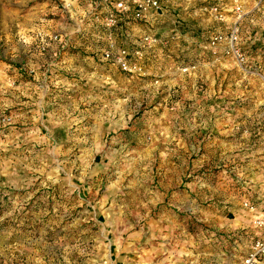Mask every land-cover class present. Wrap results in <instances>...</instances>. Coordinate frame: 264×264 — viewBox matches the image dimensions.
<instances>
[{
    "label": "rangeland",
    "instance_id": "1",
    "mask_svg": "<svg viewBox=\"0 0 264 264\" xmlns=\"http://www.w3.org/2000/svg\"><path fill=\"white\" fill-rule=\"evenodd\" d=\"M12 1L0 0V74L6 79L2 83L7 98L23 104L16 114L7 108V117L0 120V264H215L206 255L209 240L212 248H219V239L231 241L239 232L233 230L235 218L246 216L235 199L236 178L226 179L225 205L209 204L213 191L199 176L203 168L187 159L185 146H180L184 152L178 161L171 160L174 146L167 136L161 137V128L145 122V98L137 80L105 82L92 79L96 75L79 79L71 69L61 81L35 77L31 44L14 38ZM244 1H234V13L241 14ZM118 2L123 1L107 4L95 20L96 37L84 39L90 54L84 57L92 58L91 52L101 49L104 60V52L119 50L115 40L122 39L123 25L143 26V20L133 16L134 0L124 2L129 11L107 26L106 14L114 12ZM211 6L204 11L222 21L223 15ZM144 33L131 41L133 53L139 50L141 55L145 38L158 41L156 35L147 36L153 34L150 26ZM230 33L217 34L220 43L228 46ZM196 35L201 42L216 36ZM163 38L172 40L170 34ZM226 51L224 56L234 59ZM94 67L87 73H95ZM242 69L264 79V72L244 65ZM43 90L44 98L38 96ZM23 91L24 97L15 98L13 93ZM43 99L45 103H37ZM258 100L264 112L263 97ZM252 107L251 99L244 101L246 112ZM253 116L244 115L250 124L242 132L245 136ZM220 147L221 152L225 147L227 171L240 170V164L246 168L249 162L236 155L256 151L243 141L228 140ZM230 260L225 259L237 264Z\"/></svg>",
    "mask_w": 264,
    "mask_h": 264
},
{
    "label": "crops",
    "instance_id": "2",
    "mask_svg": "<svg viewBox=\"0 0 264 264\" xmlns=\"http://www.w3.org/2000/svg\"><path fill=\"white\" fill-rule=\"evenodd\" d=\"M117 1L120 0H13L10 5L16 8L11 10L14 38H23L31 44L32 56L37 59V64L31 67L35 77L61 81L71 69L79 79L96 75L92 79L105 82L137 80L140 97L145 98V122L161 128V137L167 136L174 146L169 155L171 160L178 161L185 150L187 159L203 168L199 176L204 177L213 191L209 204L220 207L227 203L226 179L235 177L238 185L235 199L240 201L246 216L235 218L233 230L239 232L231 241L219 239V248H212L214 244L209 240L212 244L208 245L206 255L215 264H230L225 261L228 258L242 264L262 236L254 223L264 215V149H258L264 146V112L258 100L264 99V79L242 69L244 65L252 71L264 72V0L241 2V14L233 12L235 0H158L160 8L142 19L143 26L123 25L122 39L115 40V45L127 52L129 61H137L138 69L132 74L120 73L117 66L102 60L101 49L93 50L92 58L82 55L88 54L84 39L96 37L92 34L98 28L95 20L101 18L107 4L111 6ZM206 6L222 14L223 20L217 21L210 12H205ZM149 26L153 34L147 36L156 35L158 41L142 42L144 50L136 57L131 41L141 37ZM231 30L236 33V47L244 57L242 66L224 56L226 44L212 48L206 39L201 42L196 35L198 31L201 37H208L229 34ZM166 34L171 35V41L164 40ZM92 66L96 72L87 73ZM41 67L46 68L45 73L39 72ZM5 80L0 74V120L7 117L9 108L16 114L23 104L7 98L2 83ZM24 93L27 92L13 94L18 98ZM39 93L43 98L46 95L44 90ZM248 99L253 102L250 112L243 109ZM26 104L34 105L30 101ZM251 112L254 116L245 136L242 132L250 124L244 115ZM228 140L256 146V151L236 155L239 161L249 162L246 168L240 164V170H226L225 147L221 152L220 146H225ZM180 146L185 149L181 151ZM172 168H177L176 164L172 163ZM255 264H264V256Z\"/></svg>",
    "mask_w": 264,
    "mask_h": 264
},
{
    "label": "built area",
    "instance_id": "3",
    "mask_svg": "<svg viewBox=\"0 0 264 264\" xmlns=\"http://www.w3.org/2000/svg\"><path fill=\"white\" fill-rule=\"evenodd\" d=\"M135 5L133 9V16L136 19H143L146 15H150L154 10H157L160 8L158 0H134ZM129 11V7L125 5L124 2H118L115 4V9L113 11L108 12V19L106 20L107 26H113L117 19L116 16H118L121 13H126ZM236 11H240V6H237ZM236 33L235 31H232L230 33V37L227 43V51L226 54L228 56L233 57L239 64L244 63V57L240 50L236 47ZM145 42L151 43L152 41H148V38L144 39ZM222 41V36L216 35L212 36L210 38V46L214 47L216 44L220 43ZM134 56L139 57L140 51L137 50L133 53ZM102 58L105 61H109L113 64H115L123 73L126 74H132L136 72L138 69L136 64H132L129 61V56L127 52H125L122 49H119L117 51H106L102 54ZM264 78V76H263ZM8 119H2V122H6ZM254 226L256 229L262 231V236L255 242L252 250L250 253L247 254V256L243 259L242 264H255L259 258L264 256V215L260 218H258Z\"/></svg>",
    "mask_w": 264,
    "mask_h": 264
}]
</instances>
